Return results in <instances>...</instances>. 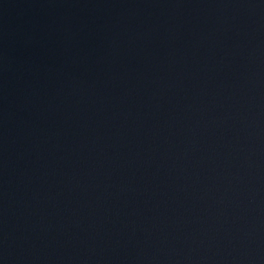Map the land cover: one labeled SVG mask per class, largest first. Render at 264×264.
I'll return each mask as SVG.
<instances>
[{"label":"water","instance_id":"obj_1","mask_svg":"<svg viewBox=\"0 0 264 264\" xmlns=\"http://www.w3.org/2000/svg\"><path fill=\"white\" fill-rule=\"evenodd\" d=\"M0 264H264V0H0Z\"/></svg>","mask_w":264,"mask_h":264}]
</instances>
